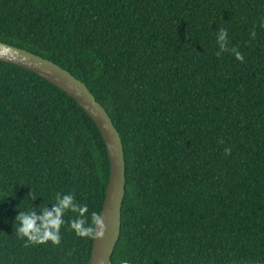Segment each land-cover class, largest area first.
I'll return each mask as SVG.
<instances>
[{
  "label": "trees",
  "instance_id": "trees-1",
  "mask_svg": "<svg viewBox=\"0 0 264 264\" xmlns=\"http://www.w3.org/2000/svg\"><path fill=\"white\" fill-rule=\"evenodd\" d=\"M262 20L264 0H0V42L83 82L121 137L112 264H264ZM220 28L243 61L216 55ZM109 178L81 106L0 62V264H89L93 239L65 225L60 245L26 247L14 219L56 191L99 216Z\"/></svg>",
  "mask_w": 264,
  "mask_h": 264
},
{
  "label": "water",
  "instance_id": "water-1",
  "mask_svg": "<svg viewBox=\"0 0 264 264\" xmlns=\"http://www.w3.org/2000/svg\"><path fill=\"white\" fill-rule=\"evenodd\" d=\"M0 62L27 70L64 92L81 106L97 126L108 153L110 178L105 201L99 214L106 225V231L102 240L93 239L89 264H112V255L120 237L126 185L124 147L112 120L87 86L55 63L2 42H0ZM97 231L99 232L100 229L98 228Z\"/></svg>",
  "mask_w": 264,
  "mask_h": 264
},
{
  "label": "clouds",
  "instance_id": "clouds-1",
  "mask_svg": "<svg viewBox=\"0 0 264 264\" xmlns=\"http://www.w3.org/2000/svg\"><path fill=\"white\" fill-rule=\"evenodd\" d=\"M264 26V20L261 21ZM256 31L251 32V38L256 37ZM216 43L219 50L217 56L222 53L230 52L236 59L243 61V55L235 47H229L228 30L226 28L218 29L216 33ZM231 152L230 148L225 149V153ZM31 199L35 200L38 196L29 193ZM51 205L49 207L48 205ZM41 205V204H40ZM18 211V210H17ZM39 211L40 214H37ZM72 214L68 216V214ZM66 216L68 218L66 219ZM37 221L40 223L37 224ZM15 234L18 238L25 241V246H35L51 242L53 245H60L62 241L61 229L68 226L76 237L88 240H102L106 225L102 222L97 213L89 214L88 205L77 201L74 192L56 191L52 201L42 207H27L23 211H18L14 219ZM100 229L98 232L97 229ZM125 264L127 262L125 261Z\"/></svg>",
  "mask_w": 264,
  "mask_h": 264
}]
</instances>
